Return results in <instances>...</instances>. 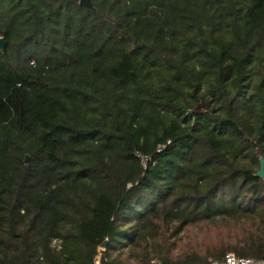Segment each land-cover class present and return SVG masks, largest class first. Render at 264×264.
Returning <instances> with one entry per match:
<instances>
[{"label":"trees","instance_id":"16d2710c","mask_svg":"<svg viewBox=\"0 0 264 264\" xmlns=\"http://www.w3.org/2000/svg\"><path fill=\"white\" fill-rule=\"evenodd\" d=\"M92 1L0 0V264L263 258L264 0Z\"/></svg>","mask_w":264,"mask_h":264},{"label":"rangeland","instance_id":"374dc122","mask_svg":"<svg viewBox=\"0 0 264 264\" xmlns=\"http://www.w3.org/2000/svg\"><path fill=\"white\" fill-rule=\"evenodd\" d=\"M217 234L214 228H208L206 226H200L197 228H190L188 231L181 237L180 240H178V247L176 250L179 251V249L185 245H194L199 241H205L207 239L214 240L216 239ZM99 262V261H97ZM153 264H161L158 260H153Z\"/></svg>","mask_w":264,"mask_h":264},{"label":"built area","instance_id":"2783aa9c","mask_svg":"<svg viewBox=\"0 0 264 264\" xmlns=\"http://www.w3.org/2000/svg\"><path fill=\"white\" fill-rule=\"evenodd\" d=\"M208 264H264V257L260 259H253L229 253L222 260H212Z\"/></svg>","mask_w":264,"mask_h":264},{"label":"water","instance_id":"95a60500","mask_svg":"<svg viewBox=\"0 0 264 264\" xmlns=\"http://www.w3.org/2000/svg\"><path fill=\"white\" fill-rule=\"evenodd\" d=\"M80 4L84 7L94 9V3L92 0H80ZM0 47L3 52L6 50V41L4 38L0 37ZM28 159V158H27ZM260 177L264 178V160H261V170L258 174ZM105 246V244L103 245Z\"/></svg>","mask_w":264,"mask_h":264}]
</instances>
